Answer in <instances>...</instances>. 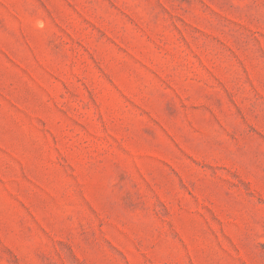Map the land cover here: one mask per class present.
<instances>
[{"label": "rangeland", "instance_id": "374dc122", "mask_svg": "<svg viewBox=\"0 0 264 264\" xmlns=\"http://www.w3.org/2000/svg\"><path fill=\"white\" fill-rule=\"evenodd\" d=\"M0 264H264V0H0Z\"/></svg>", "mask_w": 264, "mask_h": 264}]
</instances>
